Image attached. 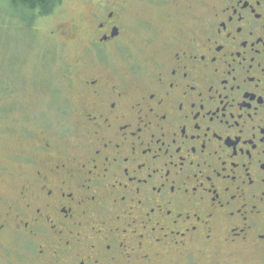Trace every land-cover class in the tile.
Segmentation results:
<instances>
[{
  "label": "flooded vegetation",
  "instance_id": "obj_1",
  "mask_svg": "<svg viewBox=\"0 0 264 264\" xmlns=\"http://www.w3.org/2000/svg\"><path fill=\"white\" fill-rule=\"evenodd\" d=\"M151 1L48 32L73 127L11 155L0 264H264V0Z\"/></svg>",
  "mask_w": 264,
  "mask_h": 264
},
{
  "label": "rangeland",
  "instance_id": "obj_2",
  "mask_svg": "<svg viewBox=\"0 0 264 264\" xmlns=\"http://www.w3.org/2000/svg\"><path fill=\"white\" fill-rule=\"evenodd\" d=\"M98 1L111 0H62L50 16L37 18L33 28L26 26L31 14L10 12L0 1V192L4 195L13 184L7 171L18 162L11 155L20 139L32 144L43 136L41 133L51 132L53 126L61 133L73 127L74 95L63 77L70 55L62 41L48 32L79 15L88 16ZM156 10L150 0L128 2L130 17L150 18L153 24H159ZM141 35L133 34L127 46L128 57L134 63L140 62ZM221 264L258 263L244 255Z\"/></svg>",
  "mask_w": 264,
  "mask_h": 264
},
{
  "label": "trees",
  "instance_id": "obj_3",
  "mask_svg": "<svg viewBox=\"0 0 264 264\" xmlns=\"http://www.w3.org/2000/svg\"><path fill=\"white\" fill-rule=\"evenodd\" d=\"M8 11L24 12L31 17L26 21L27 28H31L40 16L46 17L51 14L62 0H0ZM5 13V12H4ZM2 13L3 15H5ZM33 28V27H32Z\"/></svg>",
  "mask_w": 264,
  "mask_h": 264
}]
</instances>
